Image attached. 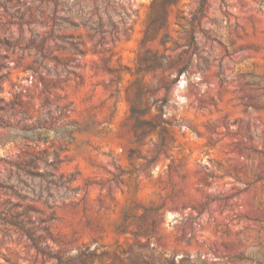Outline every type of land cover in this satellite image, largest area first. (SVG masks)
<instances>
[{"label":"rangeland","instance_id":"rangeland-1","mask_svg":"<svg viewBox=\"0 0 264 264\" xmlns=\"http://www.w3.org/2000/svg\"><path fill=\"white\" fill-rule=\"evenodd\" d=\"M111 2L0 0V264H264V0Z\"/></svg>","mask_w":264,"mask_h":264},{"label":"trees","instance_id":"trees-1","mask_svg":"<svg viewBox=\"0 0 264 264\" xmlns=\"http://www.w3.org/2000/svg\"><path fill=\"white\" fill-rule=\"evenodd\" d=\"M111 1L113 0H73L72 8L77 15L86 16L92 25H96L98 30H101L102 17L106 16L109 18V12H108V8H106V5H111L112 3ZM113 8H114V14L121 17V15L117 14L115 7ZM68 12H70V10ZM122 13L124 15H127L125 12H122ZM92 19L96 20L95 24L92 22ZM84 24L86 25L87 22L84 21ZM136 114H142V112L138 111L136 108H133L132 115L135 116ZM163 124H164L163 121L157 122V123H147L144 121H140L139 117H137L136 125H135L136 136L139 139L141 138L142 135H144V133H146V132H142L143 127H147L148 129H150L149 131H154V130L161 128ZM92 256H93L92 253L83 254V257L85 258H89ZM58 264H63V262L60 259H58Z\"/></svg>","mask_w":264,"mask_h":264}]
</instances>
